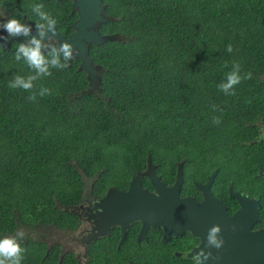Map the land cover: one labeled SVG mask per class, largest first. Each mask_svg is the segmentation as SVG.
Masks as SVG:
<instances>
[{
  "label": "trees",
  "instance_id": "trees-1",
  "mask_svg": "<svg viewBox=\"0 0 264 264\" xmlns=\"http://www.w3.org/2000/svg\"><path fill=\"white\" fill-rule=\"evenodd\" d=\"M103 2L111 19L100 32L119 37L91 45L100 89L86 92L87 73L74 58L37 80L31 101L8 86L34 74L15 59L20 42L0 49V239L24 232L21 264H77L69 252L60 259L56 226H73L83 173L123 187L148 159L168 184L183 162V195H199L194 181L218 169L214 193L230 205V186L259 198L264 225V0ZM72 3L0 0L34 24L31 6L43 4L66 36L78 18ZM234 64L252 78L225 95L218 85Z\"/></svg>",
  "mask_w": 264,
  "mask_h": 264
},
{
  "label": "water",
  "instance_id": "water-1",
  "mask_svg": "<svg viewBox=\"0 0 264 264\" xmlns=\"http://www.w3.org/2000/svg\"><path fill=\"white\" fill-rule=\"evenodd\" d=\"M105 8L103 0H73L72 9L78 13L74 30L66 36L56 28V39L71 43L76 50L70 61L74 58L81 59L80 69L86 71L90 82L86 92L100 89L102 83L99 76L100 65L95 63L90 54L91 45H101L119 37V34L100 32L101 24L111 19L105 14ZM21 22L32 25V34L36 35L34 23L26 17ZM0 35L8 36V33L3 30ZM29 39L30 36L9 37L7 41L0 40V46L9 48L13 40L26 43ZM217 174L218 169L208 176L206 182H196L203 196L202 200H198L191 195H181L184 182L183 162L178 163L174 184L168 185L156 172L151 159H148L147 168L132 177L127 191L114 192L115 196L109 192L97 206L108 210L114 220L123 224L124 230L127 223L141 219L145 226L165 227V237L191 231L194 236L202 239L200 246L191 254H196L201 248L212 253V257L204 264H264V227L253 230L260 220V200L230 187V195L238 200L240 208L233 215L228 214L227 205L211 190ZM260 174L264 177L263 171ZM87 178L88 175L83 173L84 185ZM143 178L151 182L154 191L143 186ZM214 225L220 226V236L224 240L219 249L206 246L208 231Z\"/></svg>",
  "mask_w": 264,
  "mask_h": 264
},
{
  "label": "flooded vegetation",
  "instance_id": "flooded-vegetation-1",
  "mask_svg": "<svg viewBox=\"0 0 264 264\" xmlns=\"http://www.w3.org/2000/svg\"><path fill=\"white\" fill-rule=\"evenodd\" d=\"M0 11L6 12L7 18L13 16V12L4 8L1 4ZM0 19H4V17H0ZM2 31L3 29H0V33ZM262 130H264V124L260 128V138L262 137ZM154 165L156 168V164ZM132 177L128 180V184L122 187L112 185L111 179L113 178L111 177L88 176L86 186L84 185L82 200L71 207L75 220L73 226H56V245L60 247L61 260L64 259L65 253L69 252L73 254V258L77 261V264H96L98 261L101 262L102 259L105 260L106 264H193L192 257L195 254L193 255L191 253L196 247L200 246L202 239L194 236L191 231L187 230L181 235L165 237V227L145 226L141 219L127 223L124 230L123 224L117 222L118 220H114L115 218H112L108 214V210L97 206L109 192L112 193V196H115L114 192L127 191L130 187ZM98 179L101 180L102 185L97 183L99 181ZM175 179L170 184L162 180L166 184L172 185ZM206 180H195L194 184L196 186V182L204 183ZM142 184L149 190L154 191L149 180L147 182L143 178ZM196 188L199 195L192 193L183 195L182 189L181 195H191L198 200H202V191L197 186ZM237 191H242L250 195L243 190ZM212 192L216 195L213 190ZM216 196L218 197V195ZM224 203L227 205L226 211L230 215H233L240 208L237 199L231 205L227 201H224ZM260 221L261 218L255 224L253 230L264 227V225H257Z\"/></svg>",
  "mask_w": 264,
  "mask_h": 264
},
{
  "label": "clouds",
  "instance_id": "clouds-1",
  "mask_svg": "<svg viewBox=\"0 0 264 264\" xmlns=\"http://www.w3.org/2000/svg\"><path fill=\"white\" fill-rule=\"evenodd\" d=\"M32 12L38 17L35 23L37 30L36 35L32 34V25L22 23L14 16L7 18V13L0 11V29L8 33V36L0 35V40L7 41L9 37H31L26 43H20L16 49V61H23L26 63L34 74L27 77L16 75L9 83V87L13 89H22L30 92L28 99L34 101L36 99L35 82L43 77L52 75L51 69L63 70L68 67L69 60L73 57L76 51L69 42H61L56 39V25L57 20L53 16L44 11L43 4L32 5ZM6 17V18H5ZM51 33V35H49ZM3 47V46H0ZM227 51H233L232 45H227ZM252 73H245L241 75V68L239 64H234L232 70L227 73L223 82L218 85V90L225 95H235V86L239 85L243 79H251ZM49 90L42 88L39 92L43 96ZM216 107L215 105L213 106ZM219 118H214L213 123L219 124ZM264 138V130H262V137ZM221 228L219 225L212 226L207 234V247L221 248L224 240L220 236ZM24 237V232L19 231L16 236L5 237L0 239V264H21L23 260V253L25 249L19 243V240ZM212 257L210 251L206 252L203 248L197 252L193 257V264H204Z\"/></svg>",
  "mask_w": 264,
  "mask_h": 264
},
{
  "label": "rangeland",
  "instance_id": "rangeland-1",
  "mask_svg": "<svg viewBox=\"0 0 264 264\" xmlns=\"http://www.w3.org/2000/svg\"><path fill=\"white\" fill-rule=\"evenodd\" d=\"M95 90H97V89H94L93 91H95Z\"/></svg>",
  "mask_w": 264,
  "mask_h": 264
}]
</instances>
